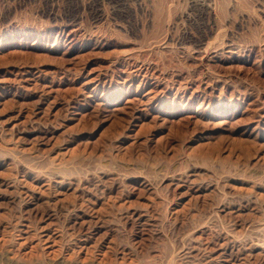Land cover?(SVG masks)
<instances>
[{"label": "rangeland", "instance_id": "rangeland-1", "mask_svg": "<svg viewBox=\"0 0 264 264\" xmlns=\"http://www.w3.org/2000/svg\"><path fill=\"white\" fill-rule=\"evenodd\" d=\"M0 189L17 264H264V0H0Z\"/></svg>", "mask_w": 264, "mask_h": 264}, {"label": "bare ground", "instance_id": "bare-ground-1", "mask_svg": "<svg viewBox=\"0 0 264 264\" xmlns=\"http://www.w3.org/2000/svg\"><path fill=\"white\" fill-rule=\"evenodd\" d=\"M27 80V79H26ZM53 175V174H52ZM20 181V180H19ZM16 183V182H15ZM19 183V182H18ZM22 183V182H21ZM22 187H23V185H22ZM28 188V187H27ZM1 190V189H0ZM36 191V190H35ZM19 192V191H18ZM33 192V191H32ZM42 192V191H41ZM1 193V192H0ZM2 194H3V192H2ZM19 194V193H18ZM17 194V195H18ZM20 195H21V193H20ZM21 198V197H20ZM31 198V197H30ZM39 199V198H38ZM21 201V200H20ZM50 201V200H49ZM18 203V202H17ZM19 204V203H18ZM20 209V208H19ZM19 211V210H18ZM69 211V210H68ZM67 212V211H66ZM71 212V211H70ZM27 213V212H26ZM77 216V215H76ZM140 217V216H139ZM18 219H20L19 217H18ZM84 222V221H83ZM18 223V222H17ZM22 224V223H21ZM150 225V224H149ZM49 226V225H48ZM81 226H82V224H81ZM151 226V225H150ZM11 228L13 227V226H10ZM44 227V226H43ZM29 228V227H28ZM28 228H27V226H26V224L25 225H17L16 224V226H14L13 228H12V230H16V232H19L21 235H28V234H30L29 233V231H28ZM36 229V228H35ZM45 229V228H44ZM260 230V229H259ZM74 232V231H73ZM12 233V232H11ZM263 233V232H262ZM6 234H8V233H6ZM13 234V233H12ZM73 234V233H72ZM48 235V234H47ZM47 235H45L46 237H47ZM63 236V235H62ZM69 236V235H68ZM260 236V235H259ZM11 237H12V235H11ZM72 237V236H71ZM39 238V237H38ZM52 238V236L51 237H48L47 239L49 240V239H51ZM55 238H57V237H55ZM238 238V237H237ZM67 239V238H66ZM70 239V238H69ZM73 239V238H72ZM188 239V238H187ZM28 240V239H27ZM53 240H54V238H53ZM75 240V239H74ZM190 240V239H189ZM194 240V239H193ZM192 240V241H193ZM232 240H234V238H232L231 239V241ZM29 241V240H28ZM93 241V240H92ZM196 241V240H195ZM236 241H239L238 239H236ZM27 242V241H26ZM40 242V241H39ZM42 242V241H41ZM47 242V241H46ZM59 242V241H58ZM58 242H56V243H58ZM69 242V241H68ZM71 242V241H70ZM69 242V243H70ZM96 242V241H95ZM225 242H229L230 243V240L229 241H225ZM60 243H62V242H60ZM65 243V242H64ZM88 243H89V241H87V239L86 240H83V241H81V242H79V243H75L74 244V247L77 249V250H84V249H88L87 248V246H88ZM229 243H224L225 245L223 246L222 244V246L220 245V247H222V249H221V253H220V256H222L223 258L224 257H227V258H229L231 261H232V263L233 264H235L236 263V256L234 257V255L235 254H233L234 253V249H237L238 247H237V245H236V243H234V242H231V244H229ZM247 243V242H246ZM240 244V243H239ZM95 245H97V244H95ZM94 245V246H95ZM191 245V244H190ZM185 246V245H184ZM238 246H240V245H238ZM250 246H252V245H250ZM246 247V246H245ZM95 248V247H94ZM109 248V247H108ZM248 248V247H247ZM262 248V247H261ZM36 249V248H35ZM114 249V248H113ZM188 249V248H187ZM196 249H198V247L196 246ZM239 249V248H238ZM246 249V248H245ZM245 249H244V251H245ZM206 250V249H205ZM242 250V249H241ZM251 250V249H250ZM11 251V250H10ZM202 251V250H201ZM237 251V250H236ZM2 252V251H1ZM6 252V251H5ZM88 252V251H87ZM90 252V251H89ZM117 252V251H116ZM192 252V251H191ZM216 252V251H215ZM214 252V253H215ZM239 252V251H238ZM7 253V252H6ZM63 253V252H62ZM75 253V252H74ZM73 253V254H74ZM107 253V252H106ZM187 253V252H186ZM190 253V252H189ZM236 253V252H235ZM262 253V252H261ZM32 254V253H31ZM185 254V253H184ZM238 254V253H237ZM240 254H242V253H240ZM251 254V253H250ZM126 255V254H125ZM210 255V254H209ZM204 256V253H203V255L201 256H197L198 257V259H195L194 257H192V259L194 258L196 261L197 260H199V261H197L198 262V264H200L199 262H202L201 264H205V262H206V264L208 263L209 264V262H211V258H213V257H210L211 255H212V253H211V255L210 256ZM247 256H248V254H246ZM259 255V254H258ZM217 256H219V255H217ZM261 256V255H260ZM18 257V256H17ZM30 257V256H29ZM32 257V256H31ZM36 257V256H35ZM41 257H42V255H41ZM41 257H39V258H41ZM55 257H56V255H55ZM201 257V259H203L202 261H200V258ZM205 257V258H204ZM221 257V258H222ZM252 256H250V258H251ZM69 258V257H68ZM188 258V257H187ZM191 258V257H190ZM215 258V257H214ZM216 258H219V257H216ZM264 258V257H263ZM15 259V258H14ZM14 259L13 258H11V257H9V256H7V255H5V256H0V262H2V263H6V264H17V262H19V261H14ZM27 259V258H26ZM44 259V258H43ZM56 259V258H55ZM220 259V258H219ZM237 259H239V258H237ZM242 260H243V258H241ZM248 259V258H247ZM259 259V258H258ZM257 258H256V260H258ZM261 259V258H260ZM22 260V259H21ZM28 260V259H27ZM34 260V259H33ZM42 260V259H41ZM50 260V259H49ZM52 260V259H51ZM58 260V259H57ZM194 260V261H195ZM214 260V259H213ZM23 261V260H22ZM29 261H31V260H29ZM62 261V260H61ZM67 261V260H66ZM87 261V260H86ZM104 261V260H103ZM113 261V260H112ZM193 261V262H194ZM224 261V260H223ZM227 261V260H226ZM238 261H241V260H238ZM244 261V260H243ZM16 262V263H15ZM25 262H26V260H25ZM25 262H23V263H21V264H27V263H25ZM32 262V261H31ZM43 262V261H42ZM54 262V261H53ZM72 262V261H71ZM77 262V261H76ZM85 262V261H84ZM92 262V261H91ZM189 262V261H188ZM213 262V261H212ZM220 262V261H219ZM252 262V261H251ZM256 262V261H255ZM264 262V261H263ZM1 263V264H2ZM35 263H36V261H35ZM83 263V262H82ZM81 263V264H82ZM101 263V262H100ZM185 263V262H184ZM196 263V262H195ZM228 263V262H227ZM229 263H230V261H229ZM228 263V264H229ZM247 263V262H246ZM261 263V262H260ZM20 264V263H19ZM29 264V263H28ZM31 264V263H30ZM33 264V263H32ZM37 264H44V262L43 263H37ZM45 264H46V262H45ZM50 264H68V263H64V262H55V263H51L50 262ZM75 264H80V263H75ZM90 264V263H89ZM222 264V263H221ZM231 264V263H230ZM239 264H240V262H239ZM242 264V263H241ZM256 264V263H255ZM259 264V263H258ZM262 264V263H261Z\"/></svg>", "mask_w": 264, "mask_h": 264}]
</instances>
